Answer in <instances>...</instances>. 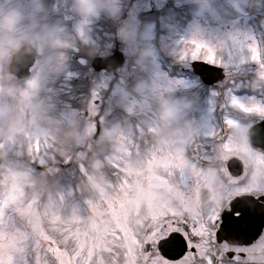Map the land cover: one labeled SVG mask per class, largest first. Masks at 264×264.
<instances>
[{
    "label": "rangeland",
    "instance_id": "1",
    "mask_svg": "<svg viewBox=\"0 0 264 264\" xmlns=\"http://www.w3.org/2000/svg\"><path fill=\"white\" fill-rule=\"evenodd\" d=\"M244 1L212 0L207 8L201 9L192 0H183L184 4L192 5L191 9L179 14L184 20L181 25L173 18L176 12L170 15L169 23L165 24L168 29L165 30L169 31L167 37L161 24L154 32L157 28L149 22L152 20L144 22L145 25L142 23L144 28H140L143 12L161 8L164 1L135 0L129 9L132 12L129 11L125 19L137 24L141 39L146 36L147 42L156 49L155 55L148 58L147 68L141 67L131 46L122 41L121 49L126 61L118 70L120 78L118 82H112L111 76L107 75L101 83L102 75L91 74L90 67L89 70L87 67L92 57L102 55L99 52L90 55L88 48L95 45L104 53L114 45L101 43L106 36L103 20L112 17L103 14L89 22L75 10L72 0H44L46 9L50 10L47 21L57 24L72 42L66 49L58 50L57 55L64 58V66L58 74L43 70L38 53L30 75L21 82L12 79L7 72L8 59L17 49H5L4 55L0 56V157L4 155L7 158L0 163V197L26 196L29 202L39 203L41 210L47 208L54 213L61 230L67 231L74 226L80 228L86 233V249L95 250L88 264H126L127 250L122 242L110 243L108 247L111 251L102 250L96 236L101 234L111 239L114 232L128 226L136 236L139 234L141 240L148 238V235H143L146 226L140 221L150 215L148 202L162 189V183L157 182L151 171L158 172L163 163L155 161L154 157L157 154L163 157L173 154L177 145L175 140L167 148L169 152L164 150L168 143L161 126L177 125L179 129L176 133L178 131L183 137L180 139L182 142L183 139L197 137L199 141H205L211 138L206 134L212 133L217 119V114L212 113V92L201 93L205 95L202 103L200 98L198 102V98L188 97L190 94L186 90L194 87L195 81L166 75L157 55L158 48L169 52L176 60L185 58L187 61L194 59L192 53L203 45L208 55L215 57V63L226 65L228 47L231 48V58H248L258 63L256 42L246 18ZM129 3L130 0H122L121 8L124 10ZM234 9L238 10L237 16L245 18H235ZM262 11L264 14V8ZM225 25L229 27V34L224 37L222 26ZM114 36L107 33L106 39ZM71 53L79 55L78 69L73 72L67 67L71 63ZM233 58L230 60L232 65L227 64L226 69L235 90L244 85L243 77L238 73L244 75L247 71L234 72V68L243 66H236L238 63ZM257 68L258 72L253 74L249 71V74H253L254 83L262 85L264 65ZM88 74L91 75V83L82 78L78 83L83 94L82 102H70L71 79ZM50 90L53 95H50ZM105 90H110L112 96L104 93ZM77 107L82 123L77 120ZM166 109L171 113L167 118L163 115ZM259 109L264 107L258 105L248 109L251 111L245 113L247 119L242 121L232 115H221L223 121L236 120L251 125L255 118L262 116ZM50 111L55 115H51ZM113 113H120L115 120ZM9 116L14 118L9 121ZM64 122L69 124L64 125ZM97 122L101 123L99 129H96ZM246 129V126L239 129L241 135L237 136L242 140L247 137ZM95 131L96 136L93 135ZM188 142L195 143L194 140ZM212 148L217 153L221 149L220 146ZM21 158L34 161L42 169L29 172L30 168ZM12 160H15L14 163ZM46 179L48 188L41 183ZM162 234L160 232L159 236ZM139 258L137 264H143ZM16 259L17 264H35L32 239L28 240L25 251L16 254ZM73 261L74 264H83L82 258L75 255Z\"/></svg>",
    "mask_w": 264,
    "mask_h": 264
},
{
    "label": "snow or ice",
    "instance_id": "2",
    "mask_svg": "<svg viewBox=\"0 0 264 264\" xmlns=\"http://www.w3.org/2000/svg\"><path fill=\"white\" fill-rule=\"evenodd\" d=\"M192 56L215 62L203 45ZM259 111L264 116V109ZM36 148L40 150L38 143ZM216 159L211 167L184 157L175 161L184 189L170 193L163 208L150 207V215L140 221L149 229L148 238L141 240L122 226L111 239L97 234L100 248L111 251L110 243L122 242L126 264H137L138 257L143 264H264V153L226 138ZM154 160L168 164L160 154ZM160 215L181 218L160 225ZM56 221L54 213L26 196L0 197V264H17L16 254L26 250L29 239L34 241L35 264H74L73 255L88 264L95 250L86 249V233L75 226L63 231ZM165 227L170 230L159 236Z\"/></svg>",
    "mask_w": 264,
    "mask_h": 264
},
{
    "label": "flooded vegetation",
    "instance_id": "3",
    "mask_svg": "<svg viewBox=\"0 0 264 264\" xmlns=\"http://www.w3.org/2000/svg\"><path fill=\"white\" fill-rule=\"evenodd\" d=\"M134 1L135 0H130V3L128 4V6L124 10L121 8V14H120V17L118 20L114 19V18H111L109 20H103L104 21V27H105L104 33L106 34V36H107V33H113L115 35L114 38H110V39H106V36L104 38H102L101 43L109 42V43L114 44L112 47H110L109 51L104 52V55L111 54L116 46H118L120 49L122 48L123 43L118 38L117 28H118L119 23L122 22V19L126 20L125 18H127L129 13L132 12L129 9L131 8L132 3ZM163 1H164V3L162 2L163 4H162L161 8H157V9L155 8V10L150 9V10L143 12V15L141 16V19H140L141 20L140 21L141 22L140 28L143 29L144 25L147 23V21L152 20L149 22L154 23L156 25L155 29L157 28V30L154 29L155 30L154 32H157L159 30V28L161 27L160 26V24H161L162 28L164 29V34L168 37L169 31H166L168 29L166 28L165 24L169 23L170 15L173 12H176L175 17H173V18H174V20H176V22H178L181 25L184 22V20L182 18H180L181 15H179V14L181 12L184 13L185 11H189V9H191L192 5L191 4H189V5L184 4L185 2L183 3V0H178V2H175V0H163ZM244 3H245L244 8L247 11L246 18L248 19L249 24H251L250 28L252 30V34H254L253 38L256 42L257 53H258L257 54L258 55V57H257L258 63L256 62V60H251L248 58L243 59V58H238V57H234V58L232 57L233 60L238 63V64H236V66H243L242 68H239V69L234 68L233 69L234 72H236L237 70H238V72H246L247 71L246 74L243 73L244 75H241V73H238L241 77H243V80H242V83L244 84L243 86H241V87L239 86L238 88H236L234 90L233 87H235V86L232 85V81H230V79H228V77H227L228 76V70L226 69V66H227V64H231V61H230L232 59L231 54H230L231 48L227 47L228 50H226V52H225V54H226V60L225 61L227 62L226 65L225 64H217V63L212 62V61L210 62V61L203 59V58H200V59L195 58V59H191V60H187V61L185 58L176 60V57H174L173 55H170L169 52H165L161 47L158 48V50H160V51H157V55L159 57L162 69L166 75H169L170 77L172 76L175 78H179V79L181 78L182 80H184V78H190V79H193L195 81V84H194L195 86L190 87L186 90L190 94L188 97L198 98V102H199V98H200L201 103H202L205 95H203L201 93L206 94V93L212 92L213 96L212 95L210 96L211 97L210 100H211L212 104L214 105V107H213L214 110H212V112L217 114V121L212 126L214 128L212 133L206 134V135L211 137L210 139H207L208 141L205 140L208 142V144L204 140L199 141V137H197L196 139H187V140L183 139V142L185 143V146H183L182 145L183 142L180 140L183 137L179 136L178 131L176 133V130L179 129L177 125H162L161 126L162 128H160V130L162 131L163 134L165 133L167 135L166 141L168 144L164 147L165 148L164 150L169 152L167 148L171 144L173 145L175 140L177 141V143H176L177 145H176V148H174L172 151L173 154H170V155L168 154V156L164 155L165 160L168 161V164H162L161 167L159 168L158 172H156L155 170L151 171L152 175H155V179L157 180V182L162 183V189L160 190L161 193H159L157 196H154L153 199L151 197V200H149V202H148V204H149L148 213L149 214H150V207H155L156 205H160L163 208V206L166 205L168 200L170 199V195H169L170 193L172 195H175L184 189L185 180L181 177L180 172L178 171L179 165L174 163L175 161L179 160L181 157H184L186 160L191 161L192 163H202L205 167L214 166L218 163L216 157L219 153L214 152L212 147L213 146H220V148H221V145L226 138L232 139L237 144L246 145L248 148H250L251 150H253L255 152L264 153V148H261V147L255 145L254 143H252V141L249 137V132H250L251 127L255 123L263 120L264 116H260L258 118H255L254 122L251 123V125H245L243 122H241L243 119H247L246 118L247 114H245V113H248V111H250L248 109L254 108V107L257 108L258 105L264 107V82L262 83V85L256 84L253 82L254 81L253 74L258 72V68H257L258 65H264V26H262V21H263V16H264L262 8H264V2H262V0H256V7L255 8L248 7L246 5L247 0L244 1ZM47 10H48V12H50L49 9H47ZM237 11H238L237 9H234V17L240 18V20L244 19L245 16H237V14H238V13L236 14ZM177 12H178V15H177ZM195 13H196V11H195ZM252 16H254V19L251 20L250 18ZM191 17L192 16H190V18ZM194 17H195V14L193 15V18ZM144 22H145V24H144ZM246 24H247V22H246ZM247 28H249V25ZM146 29H147V26H146ZM228 29H229V27L227 28V25L222 26V33L224 34V37L227 34H229ZM176 33H177V31H176ZM250 39L252 40V37ZM120 43H121V45H120ZM180 45H182V44L180 43ZM234 50H236V49H234ZM125 58H126V55H125ZM78 60H79V58H76L74 60L73 59L69 60V61H71V63L67 64V67L69 68L68 71H71V72L74 71L73 64L75 63V61H78ZM125 61H126V59H125ZM195 61H204V62L210 63L212 65L222 67L224 70V78L222 80H218L216 82H213L212 84L206 83L205 80H203L202 77L199 75V73L195 72V70L193 68V62H195ZM87 69L89 70V67H87ZM119 69L120 68H118L114 71H110V72H107L105 70L100 71L99 74L102 75V78H103L101 83L104 82L105 77L107 75L111 76L110 80H112V82H118V79L120 78V74L118 73ZM243 69H245L246 71H244ZM249 71L252 72L253 74H249ZM263 78H264V76H263ZM86 79L89 80V74H88ZM235 82H236V80H235ZM71 83H72L71 84V87H72L73 82H71ZM79 91L77 92V96H78L77 99L79 100L78 102H82L83 94H82V91H80V92ZM104 93H108L109 94L108 96H112V95H110V90H105ZM70 95L71 96L74 95L73 90H71ZM106 95L107 94L104 95L105 98H106ZM199 95H201V96H199ZM71 96H69V97H71ZM119 108H117V109L119 110ZM77 109H79V108L77 107ZM117 109H113V111H116ZM51 114L55 115L53 112H51ZM119 114L116 115V113H115L113 120H115L117 118V116L119 117ZM221 114H227L229 116L232 115V116H234V119L241 120V121L234 120L235 123L230 125L227 121H223V117ZM98 118H100V116ZM81 121H82V117L80 118L79 122H81ZM244 121L247 122V120H244ZM98 124L99 123L97 122L96 125H98ZM242 126H244V127L246 126V128H247L246 129L247 130V137L245 138V140H242V138L240 139L238 137L241 135L239 129ZM188 140H194L195 143H192V142L187 143ZM153 145L154 144L152 143V146ZM237 158H239L241 160V165L243 168L244 167L243 157L238 156ZM153 169H154V166L152 165L151 170H153ZM209 202H210V198L206 199L204 201L205 205H207ZM180 218L181 217H179V216L160 215L159 216L160 221H158V222L160 225H164L167 221L179 220ZM169 230L170 229L168 227H165L164 230L162 231L163 234L161 236L166 235L167 231H169ZM145 231L146 232L143 233V235H145V234L149 235V229L147 227H146ZM138 235L139 234H137V236ZM229 255H231V254H229ZM139 259H140V261L143 262V258L140 257Z\"/></svg>",
    "mask_w": 264,
    "mask_h": 264
},
{
    "label": "clouds",
    "instance_id": "4",
    "mask_svg": "<svg viewBox=\"0 0 264 264\" xmlns=\"http://www.w3.org/2000/svg\"><path fill=\"white\" fill-rule=\"evenodd\" d=\"M201 9L207 8L212 0H192ZM264 2V0H262ZM75 10L85 21H94L106 14L119 19L122 0H72ZM248 7L255 8L256 0H247ZM48 10L44 0H0V56L5 49H19L28 45L40 54L41 67L45 72L59 73L64 66V58L58 50L66 49L71 39L54 23L47 21ZM118 38L129 44L139 66L147 68L148 58L155 55V47L141 39L138 26L132 20H124L117 28ZM104 55L97 46L88 48L90 55ZM55 61V63H53ZM166 109L164 117L170 116ZM14 117L9 116L11 121Z\"/></svg>",
    "mask_w": 264,
    "mask_h": 264
},
{
    "label": "water",
    "instance_id": "5",
    "mask_svg": "<svg viewBox=\"0 0 264 264\" xmlns=\"http://www.w3.org/2000/svg\"><path fill=\"white\" fill-rule=\"evenodd\" d=\"M36 51L28 45L22 46L16 51L12 57L10 70L18 77H25L29 74V67L34 63ZM124 63V54L117 47L112 55L96 57L92 65L96 70L105 69L107 71L115 70L121 67ZM195 72L205 80L207 83H213L224 78L223 68L209 64L204 61L193 62ZM264 135V119L254 124L250 129L251 141L262 148L264 143H261V137ZM1 162V159H0Z\"/></svg>",
    "mask_w": 264,
    "mask_h": 264
}]
</instances>
